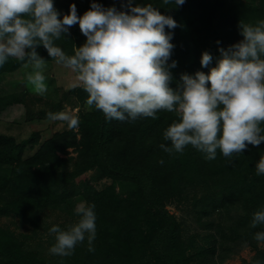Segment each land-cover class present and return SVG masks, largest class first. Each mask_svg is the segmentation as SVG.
<instances>
[{
    "label": "trees",
    "instance_id": "trees-1",
    "mask_svg": "<svg viewBox=\"0 0 264 264\" xmlns=\"http://www.w3.org/2000/svg\"><path fill=\"white\" fill-rule=\"evenodd\" d=\"M96 2L105 8L129 11V0ZM53 3L62 18L72 4L77 15L82 16L92 0ZM131 3L151 4L177 22L175 29H165L172 34L174 45L168 61L169 65L176 62L174 68H169L173 89L182 83L181 74L207 73L215 66L220 48L227 49L243 39L240 21L255 25L264 20V0H185L182 6L165 4L164 0ZM85 41L79 24H75L54 44L71 56L75 46ZM36 51L45 59V66L56 62L43 45H38ZM205 51L213 58L209 67H202L200 62ZM26 64L31 65L27 58L19 61L9 57L0 66V77L17 71L25 74ZM20 80H16L19 84L14 90L0 93V120H15L24 114L26 118L47 119L48 112H60L70 104L80 107L76 112L79 126L75 130L65 126L44 140L39 130L20 140L0 132V212L26 215L33 223V232L48 242L31 246L27 238L0 225V264H208V257L219 249L214 233H207L199 241L195 234L186 236L184 222L168 205L191 201L197 206L198 221L209 227L214 222H204L203 215L224 216L234 200L242 204L240 219L245 222L264 208V175H256L264 142L258 148L248 145L230 160L217 150L216 159L209 161L191 145L182 153L168 154L159 146H171L163 132L176 119L175 113L159 111L156 119L110 121L94 107L87 109V93L80 86L52 89L41 96ZM42 100L43 105L32 108L35 101ZM70 148L76 155L70 153ZM160 160L164 163L160 164ZM81 203L95 206L94 251L88 250L86 238L71 256L50 254L55 237L49 229L56 220L49 223L43 212H63L67 222L56 221L63 230L64 225L79 219L75 209ZM250 224V238L264 232V225L252 228ZM236 226L228 224L231 240L238 235ZM215 228L218 232L227 229L221 223Z\"/></svg>",
    "mask_w": 264,
    "mask_h": 264
},
{
    "label": "clouds",
    "instance_id": "clouds-1",
    "mask_svg": "<svg viewBox=\"0 0 264 264\" xmlns=\"http://www.w3.org/2000/svg\"><path fill=\"white\" fill-rule=\"evenodd\" d=\"M170 2L182 6L185 0H164ZM128 7L127 12L118 11L92 0L82 16L72 4L60 18L53 0H0V66L9 57L27 58L33 68L27 85L43 96L45 59L36 51L43 45L57 64L76 74L77 86L87 93L88 110L94 107L110 121L156 119L159 111L175 113L176 119L163 132L171 146H159L168 154L182 153L191 145L209 161L216 159L217 150L230 160L248 145L258 148L264 142V20L255 25L240 21L243 39L220 48L215 66L207 73L181 74L182 83L173 89L169 68L176 62L168 61L174 45L165 29H175L177 22L151 4L133 6L129 0ZM75 24L86 41L69 56L54 40ZM212 59L203 52L202 67H209ZM47 119L64 122L71 130L79 126L78 115L71 111H50ZM256 175H264V155L256 164ZM94 207L79 204L75 209L79 219L66 230L52 225L49 233L55 242L50 254L71 256L86 238L88 250L94 251ZM257 225H264V208L252 214L250 227ZM254 239L264 242V232H257Z\"/></svg>",
    "mask_w": 264,
    "mask_h": 264
},
{
    "label": "rangeland",
    "instance_id": "rangeland-1",
    "mask_svg": "<svg viewBox=\"0 0 264 264\" xmlns=\"http://www.w3.org/2000/svg\"><path fill=\"white\" fill-rule=\"evenodd\" d=\"M233 2L244 1V0H232ZM25 74H30L33 72L31 65H28L27 68H24ZM24 73L20 74L18 71L13 75L6 74L3 77H0V93L9 92L15 89L16 85L19 83L16 80H20L23 77H26ZM43 75L45 76V84L47 85V91H52V89L58 90V88L69 89L73 86H77L78 82L76 81V74L69 68L64 67L63 65L57 64L56 62L52 63L50 66H45L43 69ZM21 77V78H20ZM15 78V79H14ZM23 80V78H22ZM20 80V81H22ZM19 81V82H20ZM27 78L24 79L21 84L24 86L26 84ZM30 86V85H29ZM31 88V86H30ZM32 90V89H31ZM37 95V94H35ZM36 99V97L34 96ZM32 100H30L31 102ZM44 104V101H35L32 104V108L35 110ZM80 110L79 106L73 107L68 104L61 111H71L73 114H76ZM67 127V124L60 121H50L48 119H36L25 117V114L17 119H1L0 120V132L13 134L18 140L27 137L33 130H39L42 135V140L48 138L58 129ZM71 149V148H70ZM33 151V150H30ZM70 153L76 155L75 151L70 150ZM168 208L175 212L180 220L185 224V235L190 236L195 234L197 240L199 241L202 236H205L207 233H214L215 237L219 242V249L217 250L214 256L207 258H201L207 260L208 264H264V242H257L254 239L255 235H252L250 238L247 235L250 230L247 229V226L251 223L245 222L240 219L243 214V207L238 200H234L228 211L224 216L218 214H204V222H214V226L209 227V225H204L198 221V211L197 206L187 201L180 206L175 204H169ZM43 217L49 223L54 222L55 220L66 221L63 212L59 210L46 209L43 212ZM55 221V225L57 224ZM74 221V220H73ZM67 222V221H66ZM71 222L68 219V223ZM236 223L235 231L238 232V235L235 239H229L231 231H228V224L231 225ZM221 223L227 229L218 232L215 228V225ZM73 224V223H71ZM69 224V225H71ZM0 225H3L7 228L13 230L17 235H21L20 238H27L28 243L31 246H36L38 243H42L44 240H40V235L33 232V223L29 218L24 214H16L12 212H0ZM68 225V226H69ZM64 225L63 230H66L68 227ZM62 229V227H61ZM48 230L46 232L47 236ZM53 235V234H52ZM226 240H222L225 239ZM229 239V240H228ZM222 240V244L220 241ZM44 244L46 241L43 242ZM201 243V242H199ZM197 261V260H196Z\"/></svg>",
    "mask_w": 264,
    "mask_h": 264
}]
</instances>
